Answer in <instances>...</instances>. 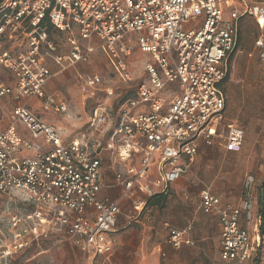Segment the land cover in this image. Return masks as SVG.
Listing matches in <instances>:
<instances>
[{
  "label": "built area",
  "instance_id": "built-area-1",
  "mask_svg": "<svg viewBox=\"0 0 264 264\" xmlns=\"http://www.w3.org/2000/svg\"><path fill=\"white\" fill-rule=\"evenodd\" d=\"M242 0H5L0 7V66L15 78L14 87L0 82V99L37 98L56 112L64 110L48 95L53 77L47 62L68 69L87 62L101 50L124 82L133 80L126 58L131 54L128 36L136 35L141 52L150 55L144 64L150 86L143 84L134 98L116 113L97 105L87 125L66 142L61 129L37 118L26 106L16 108L12 125H0V195L27 210L11 214L13 241L5 245L7 258L48 235L63 233L81 250L80 264H108L116 238L120 200L100 199L101 175L106 153L115 165V183L124 187L122 199H133L134 210L144 211L147 199L166 191L186 175L198 146L219 144L227 152H240L245 140L235 122L225 123L226 97L221 84L228 75V60L236 51L237 22L252 17L264 30V1ZM230 17L225 19V10ZM48 26L66 36L69 53L59 50ZM99 42L98 47L91 44ZM26 46L22 54L4 44ZM85 45V46H84ZM132 45V44H131ZM264 49L261 37L256 45ZM264 59V53L260 55ZM99 75L83 79L89 89L103 86ZM179 92L167 101V87ZM113 95V88L105 89ZM23 125L28 137L18 133ZM22 153H29L21 157ZM160 172L151 178L153 164ZM251 182L246 187L249 191ZM136 194L142 198L137 199ZM201 209L216 213L222 226L219 264H248L259 240L241 227L243 208L221 207L209 190L201 194ZM192 228L170 229L175 249L192 245Z\"/></svg>",
  "mask_w": 264,
  "mask_h": 264
},
{
  "label": "crops",
  "instance_id": "crops-1",
  "mask_svg": "<svg viewBox=\"0 0 264 264\" xmlns=\"http://www.w3.org/2000/svg\"><path fill=\"white\" fill-rule=\"evenodd\" d=\"M242 1L244 4L251 5L259 4V2L264 0ZM243 3L239 4L238 9L242 10ZM225 13V19H229V9L226 8ZM249 23H251L256 29L258 28L255 20L250 16H243V18L237 22V48L228 60V75L221 84V90L224 94V97H226L224 122H235L243 131V126L239 124V120L242 118V109L238 108V106L227 107V102L231 101H228L226 91H228L229 84L232 82L229 77L232 73L234 62L244 58V56H248V58L251 60L256 54V51L259 50L257 46H255L257 41L261 37H264L261 34L254 43L247 45L245 43V30H248ZM258 30L264 32L262 29L258 28ZM50 35L52 40H54L55 43L59 45L58 51L64 54L70 52L66 43V36L55 32L53 28ZM59 37L64 38V43L59 42ZM61 45H63V47ZM90 45L98 47L99 42L94 39L91 41ZM3 48H8L15 54H22L26 50V46L18 42L13 44H4ZM94 53L91 54L89 60ZM46 65L53 73V77L46 84V92L48 95L54 96L57 99V102H59L60 106L64 107V110L56 112L53 109L47 107L43 101L37 98H22L16 100L13 95H8L7 97L0 99V125L3 129H8L12 125L11 116L13 111L18 107L26 106L37 118L45 121L48 124L54 125L58 129H61L65 136V141L68 142L76 138L77 135L84 129L93 110H91L90 115H76L77 112L81 114L82 112L80 108L75 106L73 109L74 111L67 115L69 111L68 103L65 101L64 97L53 94V91L56 90L57 86L60 85L59 82L54 80V78L58 76V74L54 73L58 67L52 61H48ZM75 65L69 68H74ZM80 79L83 81V77ZM0 82L7 87H14L16 83L12 73L8 69H4L2 66H0ZM16 129L23 137H28L27 130L23 125H16ZM246 131L247 134L245 135V140L242 147V151L244 153L247 152L246 149L249 147V141L251 139L250 136H252L250 131L247 129ZM198 149V154L196 155L194 162L191 164L190 171L178 181L171 184L166 191L152 196L154 197L160 195L163 197V195H166V200L161 201V199L156 198V203L149 204V200L152 197L148 198L146 200V207L141 213H138L134 210V201H132L133 199H122V194L124 193L125 189L122 186L116 185V168L113 164L112 156L108 153L105 154L103 172L101 175L103 189L99 193V198L110 201L120 200L121 202L120 213L117 217V225L115 232L113 233V236L116 238V243L113 246L112 258L108 264L220 263L221 250L219 241L222 230L220 217L215 212L212 214H205L202 211L201 194L202 192L206 191V188L209 187L210 189L208 190L210 191L211 195L220 199L221 207L232 206L234 208H243L245 203L250 199L247 198L248 189L245 186L247 184L241 188V182L239 178V180H237L239 185L235 187L233 182L234 177L228 181V176L230 175L225 174L224 172L229 171L226 170L224 165L226 159L229 160L236 158L237 153H240L241 151L227 152L226 149L219 144H215L212 147H207L203 143L199 144ZM28 154L29 153H22L21 157H24ZM152 167L151 178L155 179L160 172V167L157 162H155ZM192 169H194L195 173L191 172ZM202 169L207 173H210V178H205L199 182L196 178V173H199ZM251 189L252 187L250 186V192ZM171 190L172 192L170 193ZM5 198L7 200V197ZM136 198L141 199L142 197L136 194ZM159 201L161 202L159 203ZM128 202H131L130 210L128 214L123 215V207ZM250 203L252 205L251 201ZM150 205L153 207L149 209ZM159 207L162 208L161 211L157 209ZM252 210L255 212L253 205L251 206V209L248 213L244 211L242 212L240 223L241 227L250 233L252 243H255L257 240L261 242V247L257 249L256 253H254L248 264H262V261L264 260V254L263 259L260 261L261 263H259V260L260 255L264 253V234L257 231L259 226L261 229V220L258 213L254 214L255 216L253 217ZM121 217L131 221L123 222V219H120ZM258 218L260 224L257 223ZM189 226L192 228V230L189 232L188 237L192 240L193 244H184L180 249L173 248L169 243L170 229L181 230L186 229ZM62 235L67 237V235L64 233ZM37 242L29 244L26 249L18 252V254L25 253ZM14 255L16 254H13L12 257ZM12 257L9 259H12Z\"/></svg>",
  "mask_w": 264,
  "mask_h": 264
},
{
  "label": "rangeland",
  "instance_id": "rangeland-1",
  "mask_svg": "<svg viewBox=\"0 0 264 264\" xmlns=\"http://www.w3.org/2000/svg\"><path fill=\"white\" fill-rule=\"evenodd\" d=\"M245 43L250 45L260 37L264 32L256 29L251 23L248 24V30H245ZM264 38V37H263ZM59 42L64 43V38L59 37ZM131 47V54L126 58L128 66L133 74V80L124 82L112 67L107 56L97 50L87 62H81L75 65L74 68L62 69L54 71L58 74L54 80L59 82L53 94L64 97L68 103L69 115L75 106L81 109V113L76 115H90L91 110L97 105L107 104L112 113H116L119 107L124 104L127 99L134 98L137 95L139 88L145 84L150 86L149 75L144 64L151 60V56L147 55L138 48L136 43V35H130L127 38ZM63 47V45H61ZM250 52V51H249ZM264 49L256 51V54L250 60L248 56L234 62L232 73L229 79L232 80L229 84V89L226 91L228 106H238L242 109V118L239 124L243 126L245 135L250 131L252 136L249 141V147L246 153L241 151L237 153L236 158L226 159L224 165L225 174H229L228 181L233 177L235 187L239 185L237 180L240 178L241 188L245 184L251 182V192L248 191V197L251 199L254 214L259 211V195L261 186L264 182V59L260 58ZM99 75L104 83L100 88L89 89L83 84L85 76ZM113 88V95H107L106 88ZM161 95L167 101L172 100L179 92V85L172 89L167 87ZM44 102V101H43ZM45 104V102H44ZM42 109V108H41ZM236 109V108H235ZM78 110V109H77ZM235 111V110H234ZM191 172H194L192 169ZM196 178L199 182L205 178H210V173L203 169L196 173ZM246 186V185H245ZM210 189L209 187L205 190ZM172 190L170 191V193ZM169 193V194H170ZM7 201L3 195H0V264H80L83 254L81 250L73 243V241L63 235H48L40 239L28 251L22 254H16L12 259H7L3 255L4 246L11 244L13 241L10 233L9 219L11 214L23 212L27 210L25 206L11 203L10 210L7 212ZM131 207V202L124 205L122 213L128 214ZM153 206H149V209ZM161 211V207L157 208ZM260 218V217H259ZM257 223L260 224V221ZM122 221L130 222L121 217ZM253 221V220H252ZM261 233L260 226L258 230ZM263 254L260 255V261L263 259ZM264 264V260L262 261Z\"/></svg>",
  "mask_w": 264,
  "mask_h": 264
},
{
  "label": "trees",
  "instance_id": "trees-1",
  "mask_svg": "<svg viewBox=\"0 0 264 264\" xmlns=\"http://www.w3.org/2000/svg\"><path fill=\"white\" fill-rule=\"evenodd\" d=\"M5 3V0H0V7ZM52 32V27L51 26H48V33L49 35L51 34ZM51 36V35H50ZM158 198V199H161V201H165L166 200V195H163L162 196H154L152 197L150 200H149V204H152V203H156L155 199ZM259 211H258V215L260 217V220H261V233L264 234V182L261 186V193L259 195ZM159 201V203L161 202Z\"/></svg>",
  "mask_w": 264,
  "mask_h": 264
}]
</instances>
